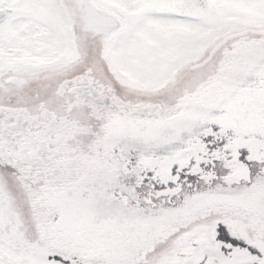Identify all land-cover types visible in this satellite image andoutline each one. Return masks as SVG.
<instances>
[{
    "label": "snow or ice",
    "instance_id": "6c2138e0",
    "mask_svg": "<svg viewBox=\"0 0 264 264\" xmlns=\"http://www.w3.org/2000/svg\"><path fill=\"white\" fill-rule=\"evenodd\" d=\"M0 264H264V0H0Z\"/></svg>",
    "mask_w": 264,
    "mask_h": 264
}]
</instances>
